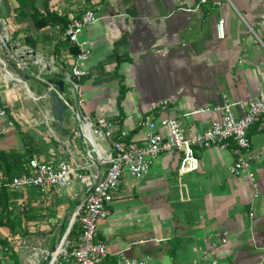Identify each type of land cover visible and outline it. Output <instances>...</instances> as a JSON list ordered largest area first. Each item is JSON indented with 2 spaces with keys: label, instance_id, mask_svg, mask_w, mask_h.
Returning <instances> with one entry per match:
<instances>
[{
  "label": "crops",
  "instance_id": "obj_1",
  "mask_svg": "<svg viewBox=\"0 0 264 264\" xmlns=\"http://www.w3.org/2000/svg\"><path fill=\"white\" fill-rule=\"evenodd\" d=\"M35 6L69 18L96 10L98 19L80 37L90 49L80 63L86 71L82 111L105 116L136 142L146 138L139 123L148 113L177 117L193 134L210 127L220 115L215 109L225 103L241 116L264 87V0H35ZM33 12L31 4L22 8L19 0H1L0 31L8 43L0 37V108L7 112L0 116V149L25 152L22 128L41 160L77 167L90 151L96 161L82 173L94 183L107 165L86 137L73 134L77 119L69 110L58 126L48 94L56 92L50 81L64 80L63 69L75 65V54L55 24L37 29ZM249 136L252 151L262 155L251 165L258 196L247 170L230 172L236 159L231 148L196 149L198 167L188 172L179 170L181 153L168 151L144 177L125 173L110 215L97 225L96 238L108 250L105 261L117 262L123 255L147 264H264V131L254 125ZM101 145L111 151L109 142ZM90 189L74 179L58 190L17 191L10 202L12 216L19 214L23 222L15 227V238L23 230L62 232ZM9 234L8 226H0V237ZM22 242L14 240L20 263L40 264L48 250L31 257L36 248ZM0 264H14L1 246Z\"/></svg>",
  "mask_w": 264,
  "mask_h": 264
},
{
  "label": "built area",
  "instance_id": "obj_2",
  "mask_svg": "<svg viewBox=\"0 0 264 264\" xmlns=\"http://www.w3.org/2000/svg\"><path fill=\"white\" fill-rule=\"evenodd\" d=\"M97 19V12L91 7L80 15L72 16L65 29H62L61 25H55L56 29L61 31L62 38L77 45L80 52L75 55L76 63L71 70L63 69L64 81L69 85V92H60L58 88H54L67 106V110L76 117L84 136L92 145L100 161L107 165L105 172L94 183L87 180L82 170L90 168L96 161L92 153L88 151L86 160L81 166L76 167L63 160H41L33 157L29 161L27 172L14 176L5 183L0 176V187L6 185L16 191L29 187L58 190L74 179H82L93 188L86 200L74 211L68 224L61 251V261L68 264H103L108 250L106 243L96 238L98 221L110 215V204L119 195L125 173L135 178L144 177L150 171L155 159L164 152L181 153L179 170L183 173L198 167L196 149L213 146L231 148L236 154V159L229 168L230 172L241 174L243 170H247L254 187V195L258 196L260 193L256 173L251 169V165L254 161L261 159L262 155L252 151L249 130L257 125L260 131H264V87L259 88L247 101L246 109L241 116L235 114L232 103H225L215 109L219 112V117L215 118L210 127L203 131L187 134L179 118L169 115L156 117L148 113L139 123L146 128L144 141L139 143L128 139L126 131L117 129V123L105 116L93 118L82 111L81 79L86 71L81 68L80 63L88 58L90 49L84 47L85 42L80 37L85 28ZM262 22L264 23V17ZM223 24L224 20L220 19L219 32L223 31ZM6 115V110L0 108V116ZM161 127L167 130L166 134L161 132ZM102 141L110 143V152L102 147ZM253 215L254 212H250V216L253 217ZM76 222L81 230L77 241L72 242L68 236ZM226 235L223 241L227 240ZM117 264H147V261L119 255Z\"/></svg>",
  "mask_w": 264,
  "mask_h": 264
},
{
  "label": "trees",
  "instance_id": "obj_3",
  "mask_svg": "<svg viewBox=\"0 0 264 264\" xmlns=\"http://www.w3.org/2000/svg\"><path fill=\"white\" fill-rule=\"evenodd\" d=\"M20 6L23 8L32 5L34 12L31 15V19L37 29H42L49 24L61 25L62 29L70 22V18L67 13H58L55 11L46 10L41 12L37 6H35V0H19ZM24 14V13H22ZM28 38V37H27ZM26 38V40H28ZM69 44L70 51L77 55L80 52V48L75 45ZM22 139L26 145V151L21 152L16 148L9 150L0 149V176L5 182L11 180L14 176L20 175L29 170V161L34 157L35 141L30 134L22 128H19ZM17 195L16 190H11L6 185L0 187V226H8L10 234L6 237H0V246L5 251L6 255L13 259L14 264H21L18 255L14 249L15 227L21 226L23 218L17 214L12 216L11 199ZM26 218L29 216L25 215ZM80 226L76 222L68 236V239L72 242H76L80 234ZM59 264H68L61 261ZM103 264H117L116 261H105Z\"/></svg>",
  "mask_w": 264,
  "mask_h": 264
},
{
  "label": "water",
  "instance_id": "obj_4",
  "mask_svg": "<svg viewBox=\"0 0 264 264\" xmlns=\"http://www.w3.org/2000/svg\"><path fill=\"white\" fill-rule=\"evenodd\" d=\"M0 37H2V41L4 43H8V39L6 37V35L0 31ZM10 49H12V47L10 46V44L8 45ZM33 55H35L34 52H32ZM50 83H55V87L59 89L60 92H64L65 91V81L63 79L57 80V81H50ZM45 88L49 87V83H45L44 84ZM49 96L53 99V109H54V115L56 117V121L58 123V126L60 124L63 123L64 120V112L67 110V106L64 104L63 100L61 99V97L58 95L57 92H50L48 91ZM73 128H74V133H78L80 138L83 139L84 133L83 130L79 124V122L76 120L73 122ZM93 190V188H91L88 192V195L91 193V191ZM68 226L65 228L63 227L62 229V233H63V238L66 237L67 235V231H68ZM58 243L55 242L54 245L52 246L51 250L48 251V253L45 255L44 260L40 263V264H54L55 261V257L53 256V252L56 248V245Z\"/></svg>",
  "mask_w": 264,
  "mask_h": 264
},
{
  "label": "rangeland",
  "instance_id": "obj_5",
  "mask_svg": "<svg viewBox=\"0 0 264 264\" xmlns=\"http://www.w3.org/2000/svg\"><path fill=\"white\" fill-rule=\"evenodd\" d=\"M0 6H1V0H0ZM1 15H0V27L4 26V24L1 22ZM2 38V37H1ZM10 76V75H9ZM23 240L21 243L22 247H35L36 249H31L30 255L31 257L32 252H40L42 250H48L50 251L52 246L54 245L55 242L59 243L63 239V233L58 232L52 235L51 232H44L43 230L38 229L34 233H29L26 230H23V232H20V235L15 238V240ZM44 255L41 253V257H39L40 262L43 261ZM62 259V253L58 255L56 261L54 264H57L59 261ZM39 264V263H38Z\"/></svg>",
  "mask_w": 264,
  "mask_h": 264
},
{
  "label": "bare ground",
  "instance_id": "obj_6",
  "mask_svg": "<svg viewBox=\"0 0 264 264\" xmlns=\"http://www.w3.org/2000/svg\"><path fill=\"white\" fill-rule=\"evenodd\" d=\"M11 76V75H10ZM63 241H64V238L61 240V242H59L57 245H56V248L53 252V256L55 257V259H57L58 255L61 253L62 251V247H63Z\"/></svg>",
  "mask_w": 264,
  "mask_h": 264
}]
</instances>
